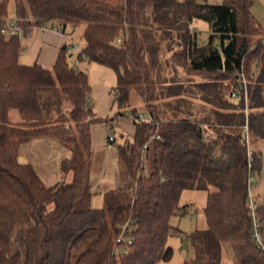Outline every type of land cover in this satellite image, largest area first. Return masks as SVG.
Here are the masks:
<instances>
[{
    "label": "trees",
    "instance_id": "16d2710c",
    "mask_svg": "<svg viewBox=\"0 0 264 264\" xmlns=\"http://www.w3.org/2000/svg\"><path fill=\"white\" fill-rule=\"evenodd\" d=\"M10 1L25 32L54 22L69 35L82 28L76 61L113 72L118 112L92 111L88 76L70 64L65 46L47 70L20 64L22 43L0 38V264L167 262L168 239L182 234L170 220L189 209L179 206L189 190L206 193L207 228L185 236L193 257L183 264H224V245L234 264H264L246 206L249 178L263 165L250 142H264V26L252 14L255 0H2V16ZM194 20L210 27L204 46L191 32ZM164 50L169 77L161 75ZM179 69L204 75L192 87L197 93L179 81ZM131 92L149 120L131 110V141L116 146L129 183L105 191L103 208L94 209L91 127L122 116ZM195 99L211 109V122L193 119ZM38 138L70 153L60 166L64 178L49 187L17 160L19 147ZM259 216L263 235L264 205ZM126 224L132 244L120 253L116 239Z\"/></svg>",
    "mask_w": 264,
    "mask_h": 264
},
{
    "label": "crops",
    "instance_id": "0c3cea01",
    "mask_svg": "<svg viewBox=\"0 0 264 264\" xmlns=\"http://www.w3.org/2000/svg\"><path fill=\"white\" fill-rule=\"evenodd\" d=\"M251 11L258 23L264 26V0H255L251 7ZM67 31H70V28H67ZM74 36V32H72V41H74ZM68 44H70V42H68V39L65 36H62L56 32L34 31L31 33L30 36L26 37L22 41V50H31L32 58L31 63L28 65L36 63L42 68L50 70L56 61L60 49ZM70 56L71 57L69 58V61L74 57L76 58L75 54L71 53ZM86 63L90 64L91 62H88L87 60L80 61L79 59L77 61L78 70H80L79 66L81 65L87 66ZM178 72L181 78L180 80L184 84L194 85L201 82L197 76H187L185 77V79H183L184 75L183 77H181L182 70L179 69ZM84 73L88 76V80L91 85V94L88 99L89 107L99 117L103 118L108 116L114 106V98L111 94V90L114 87L112 85L113 81L109 80L107 72L100 70L98 72L100 76V78L97 80L98 83H94L92 85L89 73H87L86 71ZM193 102L195 104L193 109V119L198 122H211L213 120V113L211 109L208 106L201 104L200 101L197 99H195ZM112 119L113 121L109 124H99L91 127L92 142L93 139L96 137L97 148L93 149V171L91 170L90 180L92 173H95V175H98L99 178L97 181H95V183L98 186L103 185L101 186L103 188L108 187L109 189H107V191L111 189V186H115V188L121 187L124 182L119 174L120 169L115 170V173H113L114 170H112L111 172L109 168L110 164L108 162V158L104 160V155L102 157L101 152L99 151L103 150V152L108 155L107 157H110L113 149H115L116 153L115 146L120 145L125 141H128L127 139H125V134L127 135V137L133 136L135 128L131 118L119 116L113 117ZM13 121L17 122L18 118H13ZM115 127H118L122 133L120 136V140L118 141H116V137L114 135ZM110 132L112 133L114 138L112 144H109L106 141L107 135ZM55 141V139L51 138H38L31 140L21 145L17 154L18 163L21 165L32 166L40 180L47 187L54 185L56 182L64 178V175L60 170V166L64 160H68L70 157L69 151L62 147L57 141ZM102 141L106 145L105 149L102 147ZM96 150L99 151L96 152ZM254 150L261 152L263 160L264 144H261L260 142L255 143ZM108 176L111 177L109 181H107L109 179ZM255 176H257V178H260V181H262V183L264 184V165H262V170L260 174ZM103 180L107 182H104ZM256 201L258 202L259 200L256 199ZM258 204L260 205L259 202Z\"/></svg>",
    "mask_w": 264,
    "mask_h": 264
},
{
    "label": "rangeland",
    "instance_id": "374dc122",
    "mask_svg": "<svg viewBox=\"0 0 264 264\" xmlns=\"http://www.w3.org/2000/svg\"><path fill=\"white\" fill-rule=\"evenodd\" d=\"M201 3L205 4H210V5H218L221 4L223 0H198ZM8 13L9 16L12 18L14 15L13 12V4L10 1L8 5ZM82 28H77L74 31V43L78 44L80 47L83 45L82 40L80 39V34ZM191 32L195 33L196 35V41L199 46H204L207 43L209 34H210V27L206 22L199 21V20H194L192 21L190 25ZM75 54V53H73ZM76 55V54H75ZM31 50L24 51L22 50L20 53V59L19 63L23 65H28L31 63ZM169 59V54L164 52L162 53V58H161V75L163 77H169L171 75L170 71L168 70V66L166 65L167 60ZM76 58L74 57L73 59L70 60V64L72 66L76 65L75 64ZM87 64V63H86ZM80 71L82 72H87L89 73L90 81L92 85L94 83H98V79L100 78L99 76V71L103 70L104 72H107V76L109 80L113 81L112 85L114 86L115 84V76L113 72L110 69H107L105 67H99L96 63H90L86 65H81L79 66ZM94 71H93V70ZM179 75V72H178ZM189 77L191 75L188 74L187 71H183L181 73V77ZM106 76V75H105ZM206 76V75H205ZM199 80L204 79V75L197 76ZM179 81L181 82L180 76L178 77ZM184 84V83H183ZM195 85V84H194ZM194 85H187L185 84V87H189L192 92L195 90L192 88ZM194 93H197L195 91ZM89 104V103H88ZM135 109L138 116H146V112L144 109V105L141 101V99L138 97V95L135 92H131L129 94V103L128 106L125 107L124 109L120 110L122 113V116L131 118V110ZM118 112V109L116 105L113 106L112 111L108 114L109 117H112L115 113ZM12 118L17 119V116L15 113L12 114ZM119 117V116H118ZM132 119V118H131ZM114 135L116 137V141L120 140L121 136V130L118 127L114 128ZM97 138L95 137L93 139V149L97 148L96 140ZM125 139L128 141H131V136L127 137L125 134ZM56 142V141H55ZM249 142V141H248ZM251 142V149H254V142L252 139H250ZM261 144H264V142H260ZM102 147L105 149L106 145L102 141ZM116 147V146H115ZM99 150H96L98 152ZM101 156L103 157L104 155V160L108 158V162L110 164L109 168L113 173H115V170L120 169L121 170V163L119 162L118 157H116L115 149L112 150V154L110 157H107L106 153L103 152V150H100ZM263 165H264V158H263ZM90 169L93 171V164L91 163ZM120 177L125 179L123 176L124 174L120 171L119 172ZM109 181L111 179L110 176H108ZM98 175H95V173H92L91 175V192L93 193L92 200H91V207L94 209H100L103 208V197L102 194L104 191H107L109 189L108 187H101L98 186L95 181H97ZM104 182H107L103 180ZM124 185H128L129 181L128 180H123ZM101 184V183H100ZM123 186V185H122ZM111 189H115V186H111ZM110 189V190H111ZM250 190L251 194L255 199L259 200L258 202L260 203L259 206L264 205V184L262 181H260V178H257V176H253L252 182L250 184ZM103 191V192H102ZM206 204V193L201 192V191H196V190H189V191H184L179 199V206H185L188 205L189 209L186 211V213L183 216H174L171 218L170 223L172 226L177 227L181 231V236L179 237H170L167 241V246H169L172 249V257L169 261L164 262L161 261L158 264H183L185 261H188L193 257V251L191 246L189 245L188 241L185 239V236L193 232L194 230H204L207 228V223L206 219L203 213V209ZM264 236V234H263ZM222 263L224 264H234L232 254L230 249L228 248L227 245H224L222 248V256H221Z\"/></svg>",
    "mask_w": 264,
    "mask_h": 264
},
{
    "label": "built area",
    "instance_id": "2783aa9c",
    "mask_svg": "<svg viewBox=\"0 0 264 264\" xmlns=\"http://www.w3.org/2000/svg\"><path fill=\"white\" fill-rule=\"evenodd\" d=\"M2 0H0L1 2ZM34 31H39V32H45V31H52L56 32L62 36H65L68 39V42L70 44L66 45L65 47V52L66 54H77L81 51V47L74 43L71 40V35L67 34L66 31L63 28L62 23L60 22H54V23H41L39 25H32L28 32H25L24 28L22 25L17 23V20L15 19L14 15L11 18L9 16V13H7L6 16H2L0 12V38H5V39H10V38H17L18 41L22 43V41L31 35L32 32ZM264 43V39H263ZM75 64H77V61L75 60ZM149 119L146 118L145 116H138V121H148ZM245 133V140L248 143V130L247 127H244L243 129ZM107 143L112 144L114 141L113 135L110 132L107 135L106 138ZM147 148V144L143 148V155L145 154V149ZM249 163L251 161L249 160ZM251 167V164L248 165ZM252 178H249L248 181V191H247V198H246V206L248 209V216H249V222H250V233L253 242L256 244V246L264 253V236L261 233V222H260V216H259V204L256 201L255 197L252 196L251 190H250V184L252 182ZM127 227V224L124 226L123 230L121 231L120 235L116 239V245L117 249L119 250L120 253H127L129 247L132 244V239L128 238L125 234V228Z\"/></svg>",
    "mask_w": 264,
    "mask_h": 264
}]
</instances>
